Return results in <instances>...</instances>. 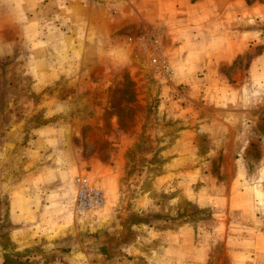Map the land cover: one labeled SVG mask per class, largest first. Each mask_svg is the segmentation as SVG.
<instances>
[{
    "label": "rangeland",
    "instance_id": "obj_1",
    "mask_svg": "<svg viewBox=\"0 0 264 264\" xmlns=\"http://www.w3.org/2000/svg\"><path fill=\"white\" fill-rule=\"evenodd\" d=\"M158 5L155 0H34L32 18L19 20L33 38L27 46L24 34L13 44L12 69L8 57L0 62L2 264H74L79 242L87 252L99 249L108 257L138 234L147 243L151 228L180 234L187 226L197 244L201 224L215 219L223 220L220 230L228 235L212 240L209 257L196 264H264V238L256 236L249 211L243 210L247 227H242L241 239L233 235V209L227 213L224 203L215 210L219 195L223 202L227 191L233 197L237 173L235 132L211 137L201 129V119L210 118L202 115L203 90L208 86L206 92L213 94L222 83L205 81V67L194 66L191 57L189 65L172 60L165 17L169 11H159ZM89 11L101 33L93 42L76 44L80 37L76 39L75 30L89 23ZM261 13L257 22L242 26L258 29L259 49H246L231 64L214 67L228 80L226 92L261 89L249 77L250 59L264 48ZM63 36L72 43L65 44ZM178 39L187 40L182 33ZM155 55H162L169 72L155 69ZM11 86L9 98L5 94ZM212 115L222 116L216 111ZM13 153L24 165L43 168L42 179L57 173L52 186L34 189L31 201L44 206L41 212L49 223L63 221L65 227L50 230L53 236H45V244L28 250L13 242L7 210L10 195L4 185L13 182ZM78 174H86L102 190L103 207L76 211L71 187ZM259 225L264 234V221ZM215 232L210 229L211 239ZM248 236L250 241L243 240ZM163 239L151 240L162 249Z\"/></svg>",
    "mask_w": 264,
    "mask_h": 264
},
{
    "label": "crops",
    "instance_id": "obj_2",
    "mask_svg": "<svg viewBox=\"0 0 264 264\" xmlns=\"http://www.w3.org/2000/svg\"><path fill=\"white\" fill-rule=\"evenodd\" d=\"M258 1L254 0L252 4H248L246 0H155L156 8L159 3V11L168 9L170 13L165 17H168L167 40L172 60L175 62L180 60L185 65H189L191 57L195 61L194 66L200 64L205 67L203 68L205 81L222 83L220 87L218 84L214 86L216 88L212 91L213 94L211 91L206 92L208 86L203 90L202 97L205 98V102L202 115H210V118L206 122L202 118L200 123L201 129L207 131L211 137H219L230 130L235 132L233 143L237 146L234 160L237 163V173L234 195L231 197L227 191L224 202L222 195H219L218 201L215 199L214 203L217 206L214 207L215 210H219L225 203L223 208L227 213L233 209L235 213L233 235L238 233L241 239L242 227H247V224L243 225L241 220L243 210L249 211L251 226L256 227V236L264 238L262 229H259L261 226L259 223L264 221V105H261L264 104V48L259 54H255L249 63L250 82H255L258 86L262 84L260 90L253 88L246 94L240 90L239 93L235 90L233 93L226 92L228 80L222 73L215 71L214 67L231 64L246 49L251 52L259 49L258 29L256 27L242 29V26L247 25L249 21L257 22L259 12L262 11L261 14H264V1L261 3ZM33 5L34 0H0V62L3 57H8L5 60H8L11 69L13 44H18L24 34L27 46V40L33 38V33L23 28L25 22L19 21L32 18ZM81 6L83 8L82 4ZM80 14L77 13V18H82ZM94 16L96 15L89 11L87 14V17H90L89 23L83 29L75 30L76 39L80 37L76 40V44L81 42L85 45L90 40L93 42L97 34L101 33L97 24L93 22ZM203 30L207 31V35H203ZM180 33L184 34L187 40L179 42ZM62 41L67 45L69 42L72 43L68 36H63ZM260 44L264 46V42L261 41ZM2 65L0 63V66ZM223 89L224 93H222ZM222 94L225 96L222 97ZM12 95L13 87L5 96L10 98ZM259 101L263 103L258 105ZM230 103L234 105L231 106ZM215 111L222 116H213L212 112ZM260 124H263V127ZM217 137L212 140H217ZM45 172L43 168L24 165V160L13 153V173L10 174L13 182L5 183L4 187L8 189L10 195L7 210L13 223V242L19 250H28L40 243L45 244V236H53L50 230L65 227L63 221L49 223L48 218L41 212L44 206L40 204L39 207H35L31 201V197L36 193H33L35 188H43L40 187L41 184L46 186L54 184L57 173L53 172L52 177L42 179ZM71 188L75 200V189L73 186ZM219 193L221 194V191ZM223 224L221 219L204 221L201 224L197 244L194 243L192 236L193 229L187 226L180 234L171 228L163 231L151 228L147 237L149 244L144 243L145 238L138 234L137 239L125 243L123 249L111 252L108 257H105L99 249L87 252L82 247V242H79L80 246L74 250L76 258L74 264H196L198 260L209 257L212 240H225L228 234L220 230ZM210 229H216L214 239L210 237ZM249 231L250 233H247L251 234V229ZM60 236L64 237L62 234L57 237ZM161 238H164L162 249L157 248L151 240ZM248 238L249 236L243 240L247 241ZM51 242L53 241L49 240L46 243L49 245Z\"/></svg>",
    "mask_w": 264,
    "mask_h": 264
},
{
    "label": "built area",
    "instance_id": "obj_3",
    "mask_svg": "<svg viewBox=\"0 0 264 264\" xmlns=\"http://www.w3.org/2000/svg\"><path fill=\"white\" fill-rule=\"evenodd\" d=\"M152 64L159 72L170 71V66L162 55L153 56ZM73 186L75 189V209L78 213L97 210L103 207L105 197L102 190L86 174L75 175Z\"/></svg>",
    "mask_w": 264,
    "mask_h": 264
}]
</instances>
